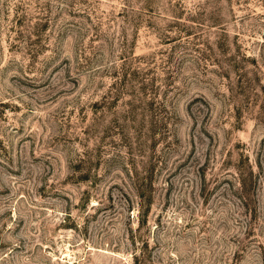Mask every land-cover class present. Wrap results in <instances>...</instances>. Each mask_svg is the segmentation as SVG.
<instances>
[{"label":"rangeland","instance_id":"obj_1","mask_svg":"<svg viewBox=\"0 0 264 264\" xmlns=\"http://www.w3.org/2000/svg\"><path fill=\"white\" fill-rule=\"evenodd\" d=\"M0 264H264V0H0Z\"/></svg>","mask_w":264,"mask_h":264},{"label":"trees","instance_id":"obj_2","mask_svg":"<svg viewBox=\"0 0 264 264\" xmlns=\"http://www.w3.org/2000/svg\"><path fill=\"white\" fill-rule=\"evenodd\" d=\"M250 174H253V172L251 171ZM247 176L249 178V175H247ZM249 184H250V182L248 181V179H246V177L243 176V173L240 172L239 185H240L241 190L246 191V185H249ZM138 195H141V194H139V192H138ZM242 196H243V194H242ZM138 213L140 215V218H138V220H139V222L143 223L144 222L145 209L142 210V209L138 208Z\"/></svg>","mask_w":264,"mask_h":264}]
</instances>
